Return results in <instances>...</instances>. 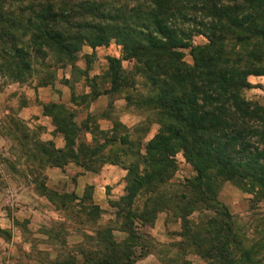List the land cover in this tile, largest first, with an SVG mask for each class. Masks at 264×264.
Listing matches in <instances>:
<instances>
[{
	"label": "trees",
	"instance_id": "obj_1",
	"mask_svg": "<svg viewBox=\"0 0 264 264\" xmlns=\"http://www.w3.org/2000/svg\"><path fill=\"white\" fill-rule=\"evenodd\" d=\"M196 37L207 43L195 46ZM112 43L123 58L109 59L110 93L133 90L135 76L143 77L147 94L126 92L125 99L153 110L160 128L141 160L124 166L126 194L116 216L126 240L117 242L112 229L98 231L82 264H134L150 251L135 222L153 224L164 212L181 222L179 247L192 248L207 263L262 264L264 236L248 246L218 197L222 185L232 183L253 197V206L264 201V105L245 97L253 88L249 78L264 77V0H0L1 55L17 79L31 72L33 58L53 56L73 66L85 46ZM124 61L136 72L125 73ZM45 116L66 140L65 149L49 154L51 166L73 163L99 173L131 155L129 136L119 143V125L102 131L80 128L72 114ZM83 131L93 135L91 144L77 143ZM180 153L195 171L184 182L175 181ZM82 211L94 219L101 213L94 205Z\"/></svg>",
	"mask_w": 264,
	"mask_h": 264
},
{
	"label": "rangeland",
	"instance_id": "obj_2",
	"mask_svg": "<svg viewBox=\"0 0 264 264\" xmlns=\"http://www.w3.org/2000/svg\"><path fill=\"white\" fill-rule=\"evenodd\" d=\"M206 43L204 37L194 39L195 46ZM1 52L0 45V264H64L69 258L82 264L83 253L93 252L95 245L92 240L89 245V238H95L98 231L112 229L117 242L128 236L116 216V204L126 194L124 166L141 160L146 144L160 127L153 110L144 109L137 99L127 102L125 93L147 94L146 81L136 75L133 90L110 93L109 59L123 58L115 43L97 49L85 46L73 66L61 64L53 56L33 58L31 72L23 73L21 79L7 72ZM184 54L185 61L192 64L189 50ZM134 68L123 62L125 73H135ZM249 82L253 88L245 92L246 99L264 105V77L251 76ZM45 114H72L80 128L97 125L102 131H111L119 125V143L128 135L134 146L131 155L122 157L124 165L107 164L99 173L73 163L64 168L51 166L49 154L65 149L66 140ZM76 141L91 144L93 135L83 131ZM99 143L104 139L99 138ZM44 147L49 149L46 155ZM175 159L176 182L195 176L182 153ZM61 198H69V204ZM218 199L228 208L248 246L264 236L260 222L264 201L253 206V197L232 183L222 185ZM92 205L101 210L97 219L82 211ZM135 230L150 251L134 264H209L192 248L179 247L183 241L181 222L169 212L159 214L157 221L147 226L135 222ZM259 257L264 264V250Z\"/></svg>",
	"mask_w": 264,
	"mask_h": 264
},
{
	"label": "crops",
	"instance_id": "obj_3",
	"mask_svg": "<svg viewBox=\"0 0 264 264\" xmlns=\"http://www.w3.org/2000/svg\"><path fill=\"white\" fill-rule=\"evenodd\" d=\"M45 118H48V117H45Z\"/></svg>",
	"mask_w": 264,
	"mask_h": 264
}]
</instances>
